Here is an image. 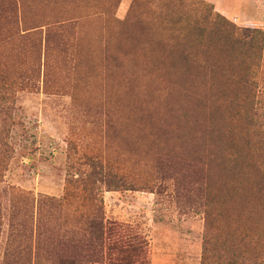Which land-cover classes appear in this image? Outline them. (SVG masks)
I'll use <instances>...</instances> for the list:
<instances>
[{
	"label": "rangeland",
	"instance_id": "374dc122",
	"mask_svg": "<svg viewBox=\"0 0 264 264\" xmlns=\"http://www.w3.org/2000/svg\"><path fill=\"white\" fill-rule=\"evenodd\" d=\"M212 7L237 29L233 44L218 36L209 48L203 33L195 130L183 115L184 81L163 72L159 54L177 21L209 25ZM0 68L10 86L0 101V264L7 244L23 249L18 264H202L206 230L238 226L236 209L219 214L226 148L206 99L252 90L262 101L254 120L264 122V0H0ZM91 161L107 235L88 259L73 258L64 232L95 204L68 199L38 215L37 201L62 200L67 180L86 175ZM11 224L20 238L7 242ZM52 229L54 241H44ZM260 240L264 248V230Z\"/></svg>",
	"mask_w": 264,
	"mask_h": 264
},
{
	"label": "trees",
	"instance_id": "16d2710c",
	"mask_svg": "<svg viewBox=\"0 0 264 264\" xmlns=\"http://www.w3.org/2000/svg\"><path fill=\"white\" fill-rule=\"evenodd\" d=\"M211 10L213 21L206 26L200 25V22L195 20L192 27L189 24L179 26V21H177L176 38L169 40L168 45H162L161 54H159L160 65L164 67L163 72H173L177 76L176 80L173 81L176 85L183 83L181 80L184 81V101L188 103L185 107L187 111L183 115L186 116L187 126L193 127L195 130L198 126L199 117L203 113L201 105L204 102L198 86L199 71H196L200 67L201 49L199 45L200 42L202 43L203 33L206 29L208 30L209 48L213 45L214 38L218 36H221L224 44L230 45L232 43L230 39L235 33L233 30L237 29L227 15L215 11L213 7ZM233 27L234 29H232ZM197 33L198 36L195 40L192 37ZM260 35H262L260 30L249 33V36L254 38ZM242 40V38L239 40V47H243L246 43L244 40L242 43ZM225 52L229 51L225 50ZM229 66L230 63L227 61L224 67L227 70ZM2 72L4 71L0 68V94H2L0 101L6 100L7 91L10 88L7 78L3 76ZM206 103L211 106L210 117L218 126L215 132L220 143L224 142L223 147L226 148L222 150L221 156H219V169H221V176L218 177L217 196L219 214L223 219H228L232 210L236 209L238 226L232 224H230L231 226L219 225L216 226L217 229L206 230L207 239L203 250L202 264H211L210 262H214V264H264V248L260 240L261 231L264 230V153H260L258 156L254 154L249 138L250 134H253L256 139L255 146L261 149L260 143H264V130L262 131L264 122L255 121L254 116L257 114V109L262 101L257 92L252 90H237L235 92L220 89L211 92L210 99H206ZM2 111L5 109L0 104V113ZM227 150L228 153L225 152ZM88 166L91 171L86 175L67 180L62 200L57 201L46 197L37 201L38 215H40L44 204L53 208L63 205L62 202L68 199L78 200L82 207L90 203L95 204L92 211L81 212L74 219L75 223L72 230L64 232L66 241L70 245L64 254L73 258L87 257L86 259H88V256L93 254V250L102 248V240L107 235L104 218L100 214V205L98 206L97 196L94 193L95 183L90 181L92 177L97 176L95 174L101 173L95 172L93 161ZM256 173L259 174L258 177ZM103 181L106 183V180ZM109 188L117 187L109 186ZM18 194L25 195L21 192ZM19 197L29 199L27 196ZM226 222L227 220H225ZM12 227L11 224L7 242L16 241L20 238V232H15ZM210 231L215 233L214 236L208 233ZM55 237L56 231L52 229L46 233L44 241H54ZM39 245L40 238L37 237V243L35 238V248L30 251V255H34L35 263L38 261ZM17 249L8 250L7 244L3 254V264H6L9 259H12L13 264H18L23 249ZM49 254H51V247Z\"/></svg>",
	"mask_w": 264,
	"mask_h": 264
}]
</instances>
